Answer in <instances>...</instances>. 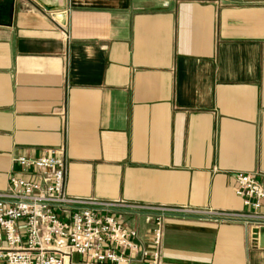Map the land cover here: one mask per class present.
Returning a JSON list of instances; mask_svg holds the SVG:
<instances>
[{
    "label": "crops",
    "instance_id": "1",
    "mask_svg": "<svg viewBox=\"0 0 264 264\" xmlns=\"http://www.w3.org/2000/svg\"><path fill=\"white\" fill-rule=\"evenodd\" d=\"M49 149L143 248L189 210L160 264H264V227L222 214L248 211L237 173L264 184V0H3L0 192Z\"/></svg>",
    "mask_w": 264,
    "mask_h": 264
},
{
    "label": "built area",
    "instance_id": "2",
    "mask_svg": "<svg viewBox=\"0 0 264 264\" xmlns=\"http://www.w3.org/2000/svg\"><path fill=\"white\" fill-rule=\"evenodd\" d=\"M26 176L14 175L0 192V264H75L73 254L90 264H132L136 257L160 264L164 220L169 213L189 211L159 207L154 214L152 249L135 240L118 203L70 196L65 191L66 162L61 150L49 149L37 158L17 159ZM235 192L246 212L224 216L253 227H264V184L255 175L237 173ZM134 209H143L138 205Z\"/></svg>",
    "mask_w": 264,
    "mask_h": 264
},
{
    "label": "water",
    "instance_id": "3",
    "mask_svg": "<svg viewBox=\"0 0 264 264\" xmlns=\"http://www.w3.org/2000/svg\"><path fill=\"white\" fill-rule=\"evenodd\" d=\"M2 3H3V0H0V6H1Z\"/></svg>",
    "mask_w": 264,
    "mask_h": 264
}]
</instances>
